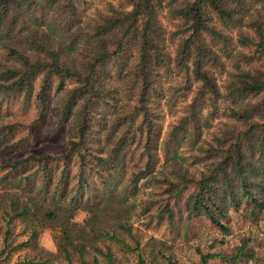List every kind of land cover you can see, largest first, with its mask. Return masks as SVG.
I'll return each instance as SVG.
<instances>
[{"label":"trees","instance_id":"16d2710c","mask_svg":"<svg viewBox=\"0 0 264 264\" xmlns=\"http://www.w3.org/2000/svg\"><path fill=\"white\" fill-rule=\"evenodd\" d=\"M0 191L27 264H118L113 244L148 264L135 218L260 224L264 0H0ZM249 244L200 264H257Z\"/></svg>","mask_w":264,"mask_h":264},{"label":"rangeland","instance_id":"374dc122","mask_svg":"<svg viewBox=\"0 0 264 264\" xmlns=\"http://www.w3.org/2000/svg\"><path fill=\"white\" fill-rule=\"evenodd\" d=\"M33 117L32 113L24 114L17 112V118L30 120ZM173 121L167 117L164 122V128L167 130L169 124ZM43 148L59 150L62 148L61 141H50L42 143ZM41 149V150H42ZM39 150V151H41ZM38 151V152H39ZM1 193V191H0ZM5 202L0 199V225L4 211ZM232 216V234L224 236L207 220H192L188 230L185 229V224L180 223L173 228L168 223L162 224L160 227L151 225L150 227L142 226L139 219L135 218V228L141 231V245L145 249L148 264H168V258L174 264H200L201 253H215L226 251L231 253L236 246L241 244V241L246 238L250 240L249 247L254 248L258 252L257 264H264V221L254 225L244 220L240 214H231ZM87 218V213H80L77 221L82 222ZM5 229L0 233V264H27L25 262L37 261L38 254L34 246H24L31 232H24V225L17 222L13 228V235L9 242L10 247L5 246ZM55 231L51 229H42L38 238V246L44 247L52 252L55 251L54 244ZM130 245H133L131 240H128ZM213 244L216 246L212 248ZM113 251L118 257V264H137V253L132 251H124L120 247L113 244ZM55 264H62L56 261ZM210 264H229L216 259ZM250 264H253L251 262Z\"/></svg>","mask_w":264,"mask_h":264}]
</instances>
